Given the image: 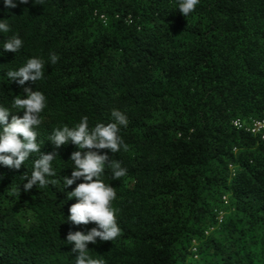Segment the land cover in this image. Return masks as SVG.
Listing matches in <instances>:
<instances>
[{"label":"trees","instance_id":"trees-1","mask_svg":"<svg viewBox=\"0 0 264 264\" xmlns=\"http://www.w3.org/2000/svg\"><path fill=\"white\" fill-rule=\"evenodd\" d=\"M177 0H28L0 19L24 45L0 49V103L23 88L42 91L47 108L36 129L41 153L56 156L49 186L23 189L33 154L20 169L0 166V264H75L69 232L94 222L67 220L82 179L71 177V142L57 148L54 128L128 117L120 136L128 150L106 153L127 175L116 188L114 241L89 243L104 264H264V129L234 125L264 120V0H200L184 17ZM45 65V79L24 86L7 71L28 58ZM22 117L23 110L12 111ZM22 139V137H21ZM95 151V149H94ZM95 179V178H94ZM18 188V191H17Z\"/></svg>","mask_w":264,"mask_h":264},{"label":"clouds","instance_id":"clouds-1","mask_svg":"<svg viewBox=\"0 0 264 264\" xmlns=\"http://www.w3.org/2000/svg\"><path fill=\"white\" fill-rule=\"evenodd\" d=\"M199 2L200 0H177L176 10L187 17L195 11ZM17 3L27 4L28 0H3L5 8H15ZM7 21L0 19V34L11 32V26ZM23 45L24 41L18 33L0 41V49L5 52L17 53ZM58 60L59 56L54 52L49 55L47 62L42 57L33 56L22 66L8 70L7 79L15 81L20 86H24L28 81L34 83L42 81L45 79L46 63L54 65ZM46 108L45 94L28 87L23 88L22 96L14 97L10 106L0 103V166L20 169L29 157L38 154V158L32 159L30 174L25 173L22 176L23 181H26L23 184L25 191L32 189L34 185L39 188L47 187L52 183L49 178L57 175L53 167V161L57 158L52 153H41V143L38 141L36 131L43 122L41 114ZM20 110H23V116H12L9 122L10 112ZM110 115L111 122L98 123L94 127H89L88 117L82 116L73 126L64 124L54 128L48 136V140L57 148L69 142L77 148L70 155L71 177L63 178L62 183L67 187L80 179L83 182L67 194L69 198H77V202L69 208L67 220L77 225L90 222L96 225L86 234L80 231L67 234L66 242L70 244L74 242L72 250L78 253L74 259L75 264H104L102 259L94 258L89 254L88 244H95L97 238L100 241L112 242L121 234L116 220L118 210L112 206L113 201L117 199L116 188L105 183L101 177L105 175L107 169L111 173L112 180H120L127 175V169L122 167L119 160L109 162L108 155L100 154L98 150L107 149L112 153L127 151L128 145L119 133L122 127H127L129 121L127 115L119 109H112ZM252 119H247L244 123ZM262 130L256 134H260Z\"/></svg>","mask_w":264,"mask_h":264},{"label":"built area","instance_id":"built-area-1","mask_svg":"<svg viewBox=\"0 0 264 264\" xmlns=\"http://www.w3.org/2000/svg\"><path fill=\"white\" fill-rule=\"evenodd\" d=\"M235 126L239 128H245V130L256 134L260 132L264 128V121H258V120H249L247 123L237 121L234 123Z\"/></svg>","mask_w":264,"mask_h":264}]
</instances>
